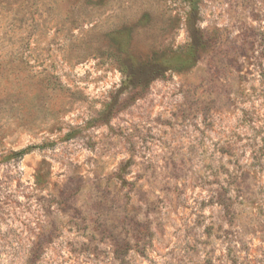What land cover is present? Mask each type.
I'll return each mask as SVG.
<instances>
[{
    "label": "rangeland",
    "instance_id": "1",
    "mask_svg": "<svg viewBox=\"0 0 264 264\" xmlns=\"http://www.w3.org/2000/svg\"><path fill=\"white\" fill-rule=\"evenodd\" d=\"M0 264H264V0H0Z\"/></svg>",
    "mask_w": 264,
    "mask_h": 264
}]
</instances>
